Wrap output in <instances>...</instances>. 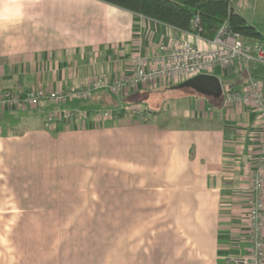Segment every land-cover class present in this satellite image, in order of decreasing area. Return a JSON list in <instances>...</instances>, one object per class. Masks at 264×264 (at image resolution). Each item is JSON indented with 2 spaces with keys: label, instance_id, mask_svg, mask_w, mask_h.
Masks as SVG:
<instances>
[{
  "label": "crops",
  "instance_id": "crops-1",
  "mask_svg": "<svg viewBox=\"0 0 264 264\" xmlns=\"http://www.w3.org/2000/svg\"><path fill=\"white\" fill-rule=\"evenodd\" d=\"M56 1L0 0V91L49 94L99 74H130L137 54L184 33L84 0L89 22L77 30L87 38L63 41ZM250 64L211 73L222 91L259 79L264 100V63ZM147 88L122 96L96 90L62 106L117 108L140 92L175 89ZM169 102L165 114L149 106L154 114L72 119L54 128L43 120L53 107L45 99L37 107L0 106V264H226L244 253L247 171L260 139L255 112L190 88Z\"/></svg>",
  "mask_w": 264,
  "mask_h": 264
},
{
  "label": "built area",
  "instance_id": "built-area-1",
  "mask_svg": "<svg viewBox=\"0 0 264 264\" xmlns=\"http://www.w3.org/2000/svg\"><path fill=\"white\" fill-rule=\"evenodd\" d=\"M194 22H197L195 18ZM201 38L206 46L195 40ZM251 62L264 63V43L248 45L241 35L230 29L225 21L216 35L207 39L194 32H184L170 44L160 43L144 54H137L130 74L95 75L84 85L58 89L45 94L41 90H28L23 95L12 90L0 91V106L12 107L27 105L37 107L45 99L53 105L45 114V124L54 128L57 124H69L72 119L83 121L90 117L93 121L114 119L120 115L140 114L144 111L138 103H124L117 108L97 107L88 111L85 108L64 107L73 101H87L94 91L104 90L122 96L143 83L156 86L177 84L200 73H211L214 67L239 63L248 67ZM262 83L249 77L243 90L222 91L225 104L250 105L260 123L259 144L256 165L247 171L249 181V208L247 222L250 230V246L244 253L225 259L226 264H264V100Z\"/></svg>",
  "mask_w": 264,
  "mask_h": 264
},
{
  "label": "trees",
  "instance_id": "trees-1",
  "mask_svg": "<svg viewBox=\"0 0 264 264\" xmlns=\"http://www.w3.org/2000/svg\"><path fill=\"white\" fill-rule=\"evenodd\" d=\"M182 32L213 38L226 21L243 39L264 43L262 32L234 10L232 0H101ZM197 18V22L194 20ZM24 94V93H23ZM20 93V95H23ZM144 108L143 112H149ZM153 114L155 111H150Z\"/></svg>",
  "mask_w": 264,
  "mask_h": 264
},
{
  "label": "rangeland",
  "instance_id": "rangeland-1",
  "mask_svg": "<svg viewBox=\"0 0 264 264\" xmlns=\"http://www.w3.org/2000/svg\"><path fill=\"white\" fill-rule=\"evenodd\" d=\"M56 4L60 10V19L56 29L58 28L61 40L73 42L78 41L81 39H86L87 36L85 33H81V30H77L78 26L85 27L88 25L89 20L86 21V13L88 4L85 3L84 0H58ZM233 5L244 12L248 18H254V21L257 24H261V28L264 30V0H233ZM92 10V9H90ZM90 12V11H89ZM77 30V31H76ZM264 33V32H263ZM243 39V38H242ZM244 40V39H243ZM254 62H251V64ZM250 64V65H251ZM145 86L150 88L158 89L159 86L153 85L151 83H143ZM164 85L169 84H162L160 87H164ZM174 85V84H173ZM139 88V86H138ZM137 88L130 91H136ZM151 89V90H155ZM187 91V88L182 89H162L160 92L153 93H145L140 92L136 100L127 101L125 103L132 104L138 103L144 108H148L150 106L151 109L156 110V112H160L161 114H165L167 111L171 110L170 99L176 100ZM17 92V91H16ZM166 105V106H165ZM148 115V112H142L140 114H133V115Z\"/></svg>",
  "mask_w": 264,
  "mask_h": 264
},
{
  "label": "water",
  "instance_id": "water-1",
  "mask_svg": "<svg viewBox=\"0 0 264 264\" xmlns=\"http://www.w3.org/2000/svg\"><path fill=\"white\" fill-rule=\"evenodd\" d=\"M173 88H190L204 96L219 100L222 94V85L217 76L212 73H200L174 84Z\"/></svg>",
  "mask_w": 264,
  "mask_h": 264
}]
</instances>
